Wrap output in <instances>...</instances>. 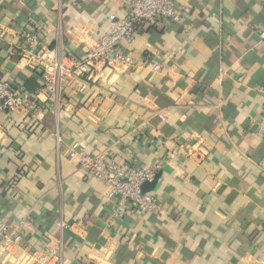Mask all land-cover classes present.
<instances>
[{"label":"crops","instance_id":"0c3cea01","mask_svg":"<svg viewBox=\"0 0 264 264\" xmlns=\"http://www.w3.org/2000/svg\"><path fill=\"white\" fill-rule=\"evenodd\" d=\"M130 2L0 0V78L36 93L0 112V218L22 236L0 246V264H264V0H175L182 20L121 45L135 66L48 91L25 31L71 65ZM77 141L158 165L162 213L116 216L69 158Z\"/></svg>","mask_w":264,"mask_h":264},{"label":"built area","instance_id":"2783aa9c","mask_svg":"<svg viewBox=\"0 0 264 264\" xmlns=\"http://www.w3.org/2000/svg\"><path fill=\"white\" fill-rule=\"evenodd\" d=\"M182 12L177 8L175 0H131L127 14L118 19L110 14L112 21L109 30L102 34L85 54L74 59L71 65L65 64L63 58L55 51L40 52V36L33 30L24 34L26 54L28 59L36 64L35 70L41 74L43 84L48 91L57 93L65 84L78 82L79 88L88 87L82 77H90L99 67L115 65L133 67L135 60L120 51L121 45L132 46L137 34L145 24H154L159 19L168 22L182 20ZM156 65L154 70H160ZM36 93L29 91L25 84H12L0 78V112H20L34 105ZM264 112V104H263ZM164 119L162 113L158 114ZM69 158L76 159L80 169L103 183L108 202L116 216L136 210L143 213L160 215L162 205L150 191H143L145 182H151L157 175L159 166H134L130 163L109 158L105 153L91 154L80 142H73L69 147ZM3 187L0 185V192ZM61 227H66L59 221ZM21 235L15 233L10 225L0 218V246L7 248L21 240Z\"/></svg>","mask_w":264,"mask_h":264},{"label":"water","instance_id":"95a60500","mask_svg":"<svg viewBox=\"0 0 264 264\" xmlns=\"http://www.w3.org/2000/svg\"><path fill=\"white\" fill-rule=\"evenodd\" d=\"M161 174L157 173L156 177L154 178L153 181L151 182H145L144 185L142 186V190L145 191H151V190H156L158 185H159V178Z\"/></svg>","mask_w":264,"mask_h":264},{"label":"trees","instance_id":"16d2710c","mask_svg":"<svg viewBox=\"0 0 264 264\" xmlns=\"http://www.w3.org/2000/svg\"><path fill=\"white\" fill-rule=\"evenodd\" d=\"M26 88H27V86H26Z\"/></svg>","mask_w":264,"mask_h":264}]
</instances>
